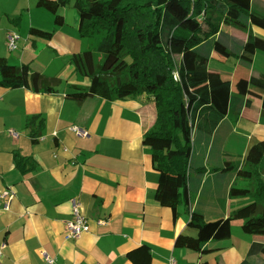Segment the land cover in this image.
<instances>
[{
    "label": "crops",
    "instance_id": "crops-1",
    "mask_svg": "<svg viewBox=\"0 0 264 264\" xmlns=\"http://www.w3.org/2000/svg\"><path fill=\"white\" fill-rule=\"evenodd\" d=\"M37 1L0 0V59L31 68L29 86L9 89L0 84V193L7 192L3 202L10 205L0 211V264H46L43 251L58 264H135L129 253L138 250L137 258L146 262L139 250L144 244L152 254L150 264H200L202 260L215 264L219 258L227 264L223 251H217L223 245L217 242L209 243L216 248L209 254L176 246L180 233L196 235V231L183 208L174 220L172 210L155 199L159 174L151 148L144 143L146 131L153 127L154 102L137 96L72 97L75 88L90 85L103 55L77 51L82 39L75 0L60 8L65 23L59 27L54 14L38 7ZM33 27L54 30V35L35 36L30 32ZM12 31L21 36L16 51L8 48ZM47 85L54 89L48 90ZM251 98L241 116L230 114L232 130L223 145L214 154L199 157L211 166L206 180L226 155L243 158L256 140L264 139L263 100ZM34 115L43 121L38 143L32 142V129L27 127ZM73 125L86 129L89 137L70 130ZM15 153L31 157L35 167L27 163L29 173H24ZM211 186L202 183L193 193V203L214 199L208 196L215 192ZM74 199L90 225L77 239L65 236ZM217 201L225 204V212L221 210L226 214L244 206L235 198ZM102 219L107 223H99ZM242 225L243 233L238 230V234L246 244L233 256L239 264L252 242L261 241L246 238Z\"/></svg>",
    "mask_w": 264,
    "mask_h": 264
},
{
    "label": "trees",
    "instance_id": "trees-1",
    "mask_svg": "<svg viewBox=\"0 0 264 264\" xmlns=\"http://www.w3.org/2000/svg\"><path fill=\"white\" fill-rule=\"evenodd\" d=\"M174 1L185 10L182 15L168 9ZM71 2L38 0L37 5L53 13L59 27L65 23L59 10ZM72 4L79 15L81 36L98 39L96 51L103 54V61L90 85L77 87L70 95L76 99L137 96L154 102L153 127L146 131L144 143L151 148L153 167L159 174L155 199L172 210L174 220L183 208L196 231V235L180 233L176 246L209 254L216 250L209 247L210 242L232 238L235 218L243 220L245 233L263 231L264 139L252 144L243 158L226 155L209 180L206 174L211 166L199 160L223 145L232 130L230 114L241 116L251 97L261 98L264 104V73L251 68L256 52L264 51V37L252 30L245 36L227 30L232 26L264 29V14L255 9V0H75ZM30 32L43 38L54 35V30L35 27ZM215 56L221 60L235 56L245 74L224 79L209 65ZM30 73L28 64L17 66L6 57L0 59V84L9 89L29 86ZM47 89L54 87L47 85ZM38 119L34 115L27 120L33 143L39 142L43 128ZM31 159L15 153L24 173H29L27 163L35 167ZM240 180L246 184L240 186ZM204 182L215 189L208 194L214 199L194 204L193 193ZM247 195L254 198L228 214L217 201ZM139 250L146 262L137 258L138 250H132L129 256L134 263L150 264L149 246L144 244ZM200 264L210 263L202 260ZM215 264L224 262L219 258ZM240 264H264V242H252Z\"/></svg>",
    "mask_w": 264,
    "mask_h": 264
},
{
    "label": "rangeland",
    "instance_id": "rangeland-1",
    "mask_svg": "<svg viewBox=\"0 0 264 264\" xmlns=\"http://www.w3.org/2000/svg\"><path fill=\"white\" fill-rule=\"evenodd\" d=\"M168 9L171 10L173 13H177L178 15H182L183 11H185L178 2H171L168 4ZM255 9L260 10L264 14V0H255L254 4ZM227 30L231 31L232 33L238 35V36H245L246 33L250 32L252 30L253 32H257L261 34V36L264 37V29H260L259 27L252 26V28H239V27H227ZM42 38V37H41ZM80 38L82 41L79 42V47L77 48V51H96L97 46V38H89V37H82L80 34ZM46 39V38H45ZM100 55H103L99 53ZM176 62L178 64V56H175ZM127 60H131V57L128 56ZM209 65L211 68L217 69L222 73V77L224 79H233L236 75H241L245 69L244 66H237L239 65V61L235 56H231L227 58L226 60H221L218 57H213L210 59ZM251 68L254 69L257 72L264 73V51L258 50L255 54L254 60L251 61ZM250 69V68H249ZM150 101V100H149ZM152 102V101H151ZM263 122H264V116H263ZM241 129L245 130V126L241 124ZM259 140H256L257 142ZM240 186H243L246 184L242 180L238 182ZM243 184V185H242ZM257 186V185H256ZM254 198L253 195H247L242 197H235V199H240L242 202V205L247 204ZM221 206V209L226 210L225 204L219 203ZM233 210V208L231 209ZM241 223H243L242 219L235 218L232 220V238L224 241L217 242L219 245H223L222 249H219L217 251L222 252L227 260V264H239L236 259H233V256L235 255V251L240 253V249L245 246L246 242L241 239V235L238 234V230L242 232L241 230ZM246 238H253L255 240H261L264 242V230L259 231L256 233H247Z\"/></svg>",
    "mask_w": 264,
    "mask_h": 264
},
{
    "label": "built area",
    "instance_id": "built-area-1",
    "mask_svg": "<svg viewBox=\"0 0 264 264\" xmlns=\"http://www.w3.org/2000/svg\"><path fill=\"white\" fill-rule=\"evenodd\" d=\"M21 41V36L19 33L12 31L8 34V48L10 51H16L19 49V43ZM174 78L178 79V73L174 72ZM70 130L74 131L77 135L82 137H89V132L86 129L81 128L78 125H73L70 127ZM4 194L0 193V211L9 210V203H4L3 198ZM101 224H106L107 221L102 219L99 221ZM90 230V225L88 219L83 216L79 211V203L76 199L73 200V217L66 223L65 236L67 238L77 239L84 233ZM1 254V253H0ZM42 255L45 259L46 264H58L57 259L52 257L46 251L42 252ZM174 264V261L172 262Z\"/></svg>",
    "mask_w": 264,
    "mask_h": 264
}]
</instances>
